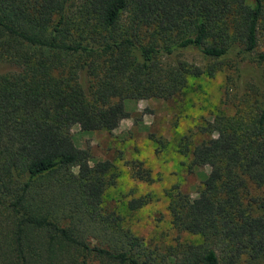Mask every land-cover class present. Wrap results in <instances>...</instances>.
Instances as JSON below:
<instances>
[{"label":"trees","instance_id":"16d2710c","mask_svg":"<svg viewBox=\"0 0 264 264\" xmlns=\"http://www.w3.org/2000/svg\"><path fill=\"white\" fill-rule=\"evenodd\" d=\"M0 64V264H264V0H0ZM222 68L231 111L190 151L207 172L167 204L199 242L150 248L103 205L109 165L70 128L111 131L125 100Z\"/></svg>","mask_w":264,"mask_h":264},{"label":"rangeland","instance_id":"374dc122","mask_svg":"<svg viewBox=\"0 0 264 264\" xmlns=\"http://www.w3.org/2000/svg\"><path fill=\"white\" fill-rule=\"evenodd\" d=\"M191 60L202 62L198 57ZM228 74L222 68L213 77H190L186 88L168 101L125 100L129 117L111 131L70 128L74 145L88 148L90 163L106 161L109 165L103 205L150 248L199 242L197 236L173 228L167 204L175 192L194 197L200 188L207 168L191 166L190 151L206 139L199 130L205 121L231 111ZM132 199H138L139 205L129 210L127 203Z\"/></svg>","mask_w":264,"mask_h":264}]
</instances>
